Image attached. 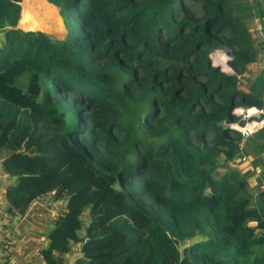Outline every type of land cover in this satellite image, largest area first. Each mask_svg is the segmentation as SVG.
<instances>
[{"label": "trees", "instance_id": "16d2710c", "mask_svg": "<svg viewBox=\"0 0 264 264\" xmlns=\"http://www.w3.org/2000/svg\"><path fill=\"white\" fill-rule=\"evenodd\" d=\"M21 1L0 0L3 212L66 204L36 264L78 243L76 264H264V191L230 166L264 127L242 148L226 125L264 108L256 0H47L63 37L19 27Z\"/></svg>", "mask_w": 264, "mask_h": 264}, {"label": "crops", "instance_id": "0c3cea01", "mask_svg": "<svg viewBox=\"0 0 264 264\" xmlns=\"http://www.w3.org/2000/svg\"><path fill=\"white\" fill-rule=\"evenodd\" d=\"M43 4L45 7L51 8L53 15L60 19L58 22L59 26L57 28L60 29L59 37H63L66 34V28L64 26L63 19L58 11V8L49 3L47 0H22L20 20L23 15H29V5H36L38 6L36 8H40L43 7ZM33 12L39 13L40 11L34 10ZM33 12L30 14L33 15ZM256 12L257 17L261 19L262 24L264 25V0H256ZM250 26L253 27V22L250 24ZM21 28L25 30H34V28ZM256 58L257 59L255 61L249 64V68L252 70L256 68L257 64L264 62V52L261 49L258 51ZM247 85L248 81L245 80L241 88L248 92L249 89ZM252 137L254 138L255 135ZM245 153L246 154L244 155L249 157V161L241 162L239 161V158L235 161H232L230 166L237 168L241 173L246 174L249 180L250 188L255 192V194H258L259 192L264 191V145L261 144L259 146H246ZM11 180L12 179L9 178L6 173L0 172V197L3 199V208L7 207V199L5 196L6 184L11 182ZM63 202L65 203V201ZM13 217V225L20 227L22 229L23 235L12 249V257L18 264H36L38 261H35V258L37 257L40 248L43 246L42 243L45 242V244H47L48 242V233L51 230L47 232V229L50 224L55 223L56 217L52 216L51 210L48 207L35 201L31 203L25 215Z\"/></svg>", "mask_w": 264, "mask_h": 264}, {"label": "built area", "instance_id": "2783aa9c", "mask_svg": "<svg viewBox=\"0 0 264 264\" xmlns=\"http://www.w3.org/2000/svg\"><path fill=\"white\" fill-rule=\"evenodd\" d=\"M254 34L262 42V49L264 52V26L262 21L257 16L254 17L253 21ZM225 56L226 60L229 57L224 51L216 50L211 54L212 55ZM214 64H217L216 60H213ZM264 66V62L257 64L258 66ZM248 76L246 73L239 74L240 78ZM234 113L241 116L239 120H234L226 125L230 128L238 130L242 134V143L241 147L243 148L246 138L252 135L254 132L260 130L264 127V108L251 106L249 108H244L239 106L235 108ZM239 161H249L247 155H243ZM54 192L47 193L35 199V202H39L42 205L48 207L51 210L52 216L57 217L59 214L63 213L66 209V204L57 200L54 196ZM3 208V199L0 197V257L2 259H8L6 264H15L16 261L12 257V249L16 243L21 239L23 232L22 229L18 226L13 225L14 217L4 214ZM71 253L75 255L72 256ZM83 252L80 247V243L74 244L72 251L68 252L61 263L59 264H76L78 257H81Z\"/></svg>", "mask_w": 264, "mask_h": 264}, {"label": "rangeland", "instance_id": "374dc122", "mask_svg": "<svg viewBox=\"0 0 264 264\" xmlns=\"http://www.w3.org/2000/svg\"><path fill=\"white\" fill-rule=\"evenodd\" d=\"M36 7H38V6H36V5L30 6L29 5L30 13H32L34 10L35 11L39 10L40 12L39 13L33 12V15L30 13H29V15H27V14L23 15V17L21 18V20L19 22V26L27 28V29L34 28V30H42V31H45L47 33L50 32L49 34L53 35L54 37H59V35H60L59 30L60 29H58L57 27L59 26L58 22L60 21V19L58 17L56 18L53 15L51 8L45 7L44 4H43V7H40V8H36ZM41 10H42V12H41ZM14 227H15V225H14ZM52 228H54V224H50V226L47 229V232L50 231ZM80 234H83V231H80ZM42 245L45 246L46 245L45 242H43ZM41 248H40V251H39L37 257L35 258V261H38V263L41 262V253H40ZM71 255L74 256L75 254L71 253Z\"/></svg>", "mask_w": 264, "mask_h": 264}, {"label": "bare ground", "instance_id": "6f19581e", "mask_svg": "<svg viewBox=\"0 0 264 264\" xmlns=\"http://www.w3.org/2000/svg\"><path fill=\"white\" fill-rule=\"evenodd\" d=\"M213 56H214L216 61L221 62L223 64H226V57L225 56H220L219 54L218 55L213 54Z\"/></svg>", "mask_w": 264, "mask_h": 264}, {"label": "water", "instance_id": "95a60500", "mask_svg": "<svg viewBox=\"0 0 264 264\" xmlns=\"http://www.w3.org/2000/svg\"><path fill=\"white\" fill-rule=\"evenodd\" d=\"M219 51H221V50H219ZM229 60H230V57H228L227 60H226V65H227V66H228V62H229ZM228 72H229V73H233V70H232V68H231L230 66H228Z\"/></svg>", "mask_w": 264, "mask_h": 264}]
</instances>
